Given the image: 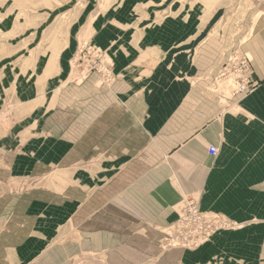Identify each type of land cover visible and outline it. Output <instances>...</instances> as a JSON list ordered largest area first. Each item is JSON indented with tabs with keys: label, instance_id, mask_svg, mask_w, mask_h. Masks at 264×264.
Masks as SVG:
<instances>
[{
	"label": "rangeland",
	"instance_id": "374dc122",
	"mask_svg": "<svg viewBox=\"0 0 264 264\" xmlns=\"http://www.w3.org/2000/svg\"><path fill=\"white\" fill-rule=\"evenodd\" d=\"M263 31L264 0H0V264H264L260 148L222 139L205 205L184 197L176 222L156 228L157 249L138 251L128 236L109 229L105 237L101 198L88 205L97 141L76 144L69 169L59 158L68 150L48 127L55 90L93 77L105 100L122 104V79L146 81L136 93L153 97L159 74L177 75L186 91L190 66L223 64L192 81L201 95L230 105L237 84L220 78L223 68L243 59L252 66L250 44ZM193 199L204 217L184 223L189 242L171 243L169 228Z\"/></svg>",
	"mask_w": 264,
	"mask_h": 264
},
{
	"label": "crops",
	"instance_id": "0c3cea01",
	"mask_svg": "<svg viewBox=\"0 0 264 264\" xmlns=\"http://www.w3.org/2000/svg\"><path fill=\"white\" fill-rule=\"evenodd\" d=\"M255 37L250 52L260 86L230 99L225 107L201 95L200 85L192 81L200 69L208 73L223 64L190 66L191 86L186 91L177 75L159 74V93L153 97L136 93L147 87L146 81L122 79L116 85L118 93H127L120 94L126 99L122 104L105 100L104 88L95 77L79 87L55 90L48 100L49 109L55 110L48 127L58 146L68 150L59 158L67 160L71 169L76 144L83 139L98 143V151L90 152H98L99 169L89 171L85 182L91 189L88 205L102 200L105 237L110 229L113 236L129 237V250L157 249L156 228L176 222V206L184 197L194 196L205 205L217 162L209 155L211 145L219 151L226 139L244 149L260 148L264 154V31ZM143 105L144 111L137 113ZM72 174L76 176L75 171ZM258 177L264 178V171ZM72 205L79 211L78 204Z\"/></svg>",
	"mask_w": 264,
	"mask_h": 264
},
{
	"label": "built area",
	"instance_id": "2783aa9c",
	"mask_svg": "<svg viewBox=\"0 0 264 264\" xmlns=\"http://www.w3.org/2000/svg\"><path fill=\"white\" fill-rule=\"evenodd\" d=\"M223 69L224 71H222V75L220 76V78L223 77L227 79L232 77L235 81V84H237L230 90L231 98H234L237 95L251 94V92L255 91L258 88L259 83L255 80L254 70L249 60L243 59L242 61H238L235 64H227ZM208 152L212 157H217L219 153L218 149L215 146L209 147ZM181 208L182 212L178 225L169 228V234L167 237L171 243H174L175 239L176 241L180 240L181 243L189 242V239L187 237L192 233L185 232L184 223H187L189 218L193 216L198 220L204 217L203 214L199 212L197 208V202L194 199L185 200ZM178 234H184L186 237H176L178 236ZM200 241L201 240H198L197 242Z\"/></svg>",
	"mask_w": 264,
	"mask_h": 264
},
{
	"label": "bare ground",
	"instance_id": "6f19581e",
	"mask_svg": "<svg viewBox=\"0 0 264 264\" xmlns=\"http://www.w3.org/2000/svg\"><path fill=\"white\" fill-rule=\"evenodd\" d=\"M168 245V244H167ZM174 247V246H173ZM173 247H171V248H173ZM165 248V247H164Z\"/></svg>",
	"mask_w": 264,
	"mask_h": 264
}]
</instances>
